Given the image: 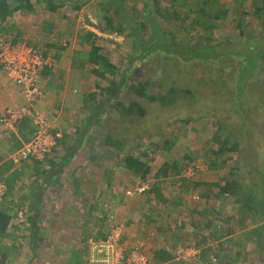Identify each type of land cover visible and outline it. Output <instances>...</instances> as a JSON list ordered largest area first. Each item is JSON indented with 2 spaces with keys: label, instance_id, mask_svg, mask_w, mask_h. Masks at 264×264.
Wrapping results in <instances>:
<instances>
[{
  "label": "rangeland",
  "instance_id": "1",
  "mask_svg": "<svg viewBox=\"0 0 264 264\" xmlns=\"http://www.w3.org/2000/svg\"><path fill=\"white\" fill-rule=\"evenodd\" d=\"M204 1L215 0H91L78 11L73 10L71 3L67 2L64 7L52 12L46 4L38 5L37 0H32L35 6L33 11L23 10L16 17L11 16L7 23L0 22L1 37L13 44H27L42 51L52 62L50 68L61 63L66 55L71 56L72 59L68 58L74 65L72 76L77 78L76 73L79 77L75 80L76 83L71 84L75 86L83 83V89L89 92L85 100L75 106L74 113L64 109L70 102L67 99L66 103L56 107L54 113H47L50 118L55 116L54 121V118L59 117L61 123L57 124L56 120L53 127L62 132V140L65 139V142L43 162L44 169L49 168V159L55 158L58 162L65 149L82 135L87 136L85 141L88 143L78 150L72 163L61 175L64 182L48 187L44 191L46 193L40 195L42 203L39 223L43 229L40 231L41 248L38 250L32 246V231L24 223L20 226L16 212H22L24 222L27 221V213L33 206V193L37 190L38 193L42 192L36 184V180H41L42 176H34L27 163L22 171L17 170L10 159L5 163L6 166L2 163L0 177L7 188L11 186V194L8 198L10 201L0 199V210L6 208L5 210L12 212V222L17 232L9 231L10 237L0 240V254L5 247L20 246L18 251L11 248V257L16 252L19 256L11 264H28L33 254L38 261L32 264H75L79 259L85 264L89 240L105 236L112 225L109 222L110 216H116L117 222L125 224L128 237L133 236V243L146 241L148 254L150 248L160 244L159 241L152 243L155 237L148 219L151 211L154 216L166 218L167 214L162 215V209L167 204L162 200L168 202L173 216H176L173 223H177V232L161 236L162 242L166 239L167 247L172 246L174 254V259L164 264H204L201 249L195 245L187 246L188 242H184L178 235L179 229L187 228L190 222V230L196 229L197 225L192 227L194 220L190 221L192 211L204 208H210L217 228L234 232L217 241L208 239L206 246L212 247L214 252L210 253L211 258L209 257L207 264H220L222 256L232 258L237 251L242 255L239 264H264V249L258 247L254 237V241L245 248L240 246L245 244L242 231L251 228L246 216L236 210L225 199L226 196L221 201L212 196L207 199L206 196H200L195 187L199 181L204 184V181L222 180L223 175L228 174L234 165V162L229 161L226 169L218 170L211 169L209 165V160H214V152L219 145L218 139H213V136H217L218 128V136H230V144L241 146V164L245 166L244 176L249 178L247 185L253 186L264 174V17L257 15L255 7L263 0H219V3L208 6L210 16L205 17L199 11ZM115 2H118L116 8L106 13L105 8L112 7ZM120 2L123 4L120 5ZM148 6L154 13L158 7L162 10L164 17L159 20L166 32L185 42L193 43L197 40L198 45L201 41L203 45H215L224 52L225 59L218 63L198 60L184 64L165 54H156L146 59V62L132 66L130 56L134 57L138 51L132 49L131 26L140 22L141 11H148ZM106 15L112 16L115 25L123 24L126 31L118 34L108 30ZM90 32L95 33L97 38L87 39ZM142 32L146 41L143 44L149 45L150 27L147 25ZM93 41L101 48L100 54L105 55L116 68L115 81L120 101L125 105L138 103L146 110L145 116L121 115L112 107V99H108L104 90L114 78L109 73L105 78L94 74L96 66L88 62L92 50L90 43ZM161 41L158 48H163L164 51L182 56L191 53L171 41ZM194 47L196 51L193 54L196 57L204 55L208 59H214V50L218 49L199 48L197 45ZM151 50L148 48V51ZM194 55L192 56L195 57ZM221 56L217 55L219 58ZM145 83L149 85L145 90V97H141L136 89ZM41 87L43 88L42 83ZM56 87L59 88L60 85ZM172 87L181 91L173 105L164 107L158 101L149 99L166 94ZM73 88L75 87H71V95L76 98L78 91ZM61 89L65 91V87ZM90 93L95 94L96 100L100 101L91 99ZM72 97L67 96L68 99ZM235 101L239 103V113L238 108L229 110ZM39 103L40 101L37 105ZM189 119H192L191 123H184L183 120ZM26 122L33 127L31 121ZM213 122L216 124L212 125ZM60 124L65 129L61 126L60 129ZM29 131L30 129L27 132ZM107 134H111L117 141L126 140L127 143L138 144L126 146L127 153L134 154L153 167L147 181L162 193L161 199L147 183V193L132 198L127 196L126 192L131 187L140 185L135 182L141 180L132 172L116 166L118 158L115 156L118 151L108 148L104 143ZM21 139H18L20 143L17 146L15 144L14 153L29 141L22 136ZM163 139L174 142L171 151L164 147L166 145L163 144ZM96 148L102 150L100 154H94ZM148 150L151 151L146 156L145 152ZM112 151L114 154L110 153ZM103 152L108 154L107 158H103ZM93 155L96 158L94 161ZM186 156L192 157L191 163L187 162ZM166 162L177 166V169L164 177L159 171ZM192 163L195 164L196 171L188 175V168ZM15 172L18 173L16 176ZM106 172L111 178L106 176ZM8 179L9 185L6 181ZM141 212H144L143 230L133 232V228L138 225L136 218ZM190 241L191 244L196 242L194 238ZM223 242H228L224 248L221 245ZM262 245L264 246V241ZM185 248H194L199 254L182 255ZM71 259L74 263H71Z\"/></svg>",
  "mask_w": 264,
  "mask_h": 264
},
{
  "label": "trees",
  "instance_id": "2",
  "mask_svg": "<svg viewBox=\"0 0 264 264\" xmlns=\"http://www.w3.org/2000/svg\"><path fill=\"white\" fill-rule=\"evenodd\" d=\"M88 1H91V0H76V1L75 0H37V3L38 5L44 3L47 5V8L50 11L55 12L58 9H61L62 7H64L67 2L71 3L72 5L71 8L73 10L78 11L82 8V5L86 4ZM263 1L259 5L256 4L255 6L256 11H257L256 13H258L257 15H259L261 18L264 17ZM217 3H219V0H215L214 2L204 1L202 7H200V10H199L200 13L204 17L210 16L208 6H213ZM122 4L123 2H120V5ZM117 5H118V2H115L112 4V7L110 6L109 8H105L106 13H110V11L112 9H115ZM146 8L148 9V11L146 10L141 11L142 16H140V22L136 24L140 26L138 27L135 24L131 26L132 30H131L130 35L133 40L132 49L134 51H138V53L134 57L130 56L132 66L135 63L142 64V62H146V59L152 58L156 54H163V55L165 54L167 57L173 58L172 60L177 59L184 64H189L193 61H198V60L218 63L219 61H222L223 59H225L226 55L224 54V52L220 51V49L215 45L212 46V44L210 45V43L203 45L202 41L200 42V45H198V42H196L197 40L193 43H190L188 41L185 42L183 40H179V38L176 35L166 32L163 29L162 23L159 20L160 17H164V15L162 14V10L158 7L157 9H155V13H154L150 10L149 6ZM33 9H35V6L32 3V0H0V22L6 23L8 19L11 16H13L15 13L22 12L23 10H29L31 12L33 11ZM125 16L129 17L128 15H125ZM105 20L108 24L107 28L111 32L123 34L126 31L123 24H120L118 26L114 24L111 15H106ZM147 25L150 27V33H151L149 37V42H148L149 45L143 44L146 41H144L143 39L145 36H143L144 33L142 31L146 28ZM239 27L241 28V25ZM86 38L96 39L97 36L95 33L90 32L87 34ZM162 39L165 42L171 41L172 43L180 46L181 48H184L183 50L185 51L188 50V52H191V53L187 54L186 56H182L181 54H175L173 52L164 51L162 50L163 48H158L162 44V41H161ZM90 45L92 47V50L89 54L88 62L96 66V70H94L93 73L96 75H99L102 78H105L106 74L109 73L114 78V80L110 81V85L104 90L105 91L104 93H106V96H108V99H112L111 100L113 102L112 107H114L121 115L126 114L128 116V115L135 114L139 117L145 116L146 110L142 106H140L138 103L132 102V103H129L128 105H125L120 101V98H119L120 93H118L119 90L117 87V82L115 81L116 68L110 63L109 59L105 55L100 54L101 48L96 46L95 41L91 42ZM196 45L199 46V48H205V49L209 47H217L218 49L214 50V54H215V55L213 54L214 59H208V56L205 57L204 55H202V53H201L202 55L201 57L199 56L196 57L193 54L196 51V48L194 47ZM148 48H151L152 50L148 51ZM201 52L203 51L201 50ZM192 55H194L195 57H193ZM196 55H199V53ZM217 55H220L221 57L219 58L217 57ZM243 63H245L244 60H243ZM237 84H238V81H237ZM148 85L149 83H145V84H140L137 87L136 91L141 97H145V90L147 89ZM180 94H181V91L172 87L166 94H159L158 97H149V99L151 101H158L164 107H169L170 105H173L175 101L178 100V97ZM90 95H91L90 96L91 99H93L94 101H100V100H96L95 94L90 93ZM99 98H101V96H99ZM96 105H99V104H96ZM238 105L239 103L235 101L230 106L229 110L238 108L237 113H239ZM191 120L192 119L183 120V121L184 123L189 124L191 123L190 122ZM214 124L216 123L213 122L212 125ZM29 129L30 131L27 132ZM20 130H21L20 132L21 136L25 138L26 141L30 140L29 135L31 137V134L34 132V128L27 125V122L25 121L21 125ZM218 134H220L219 128L217 130V136ZM217 136H213L214 140L218 139L219 145L217 146V151L214 152V160L212 159L209 160V165H211L210 166L211 169H214V170H218L221 168L226 169L229 161L234 162V165L232 166V168L229 169L228 174L223 175L221 183L204 185L202 196L203 197L206 196L207 199H210L209 197L212 196L215 200H218V201H221V198L226 196L225 199H228V201L235 206L236 210H239L242 215L246 216L245 218L247 219L251 227V228L249 227L250 229L248 231H245V230L242 231L244 233L242 237L244 239L243 241L245 242V244H241L240 246L243 245V247L245 248L246 246L251 244V242L254 241L253 240V237H254L258 247H260L261 249H264V246L262 245L264 241V174L260 176L261 177L260 180L255 182L253 186H248L247 183H248L249 178L244 176L246 173L245 166L244 164H241L243 162L241 158V153H242L241 146L238 144H234V145L230 144V140H229L230 136H225V137L224 136L220 137V135L218 137ZM86 138L87 136L84 137L82 135L80 139L75 141L74 143L75 146H69L68 149H65L64 155L62 156L61 159L58 160V162H56L55 158L49 159L48 169H44L42 167L43 163H40L37 161H33V164L29 165L33 171L34 176L36 177H39L40 175L42 176V178H40L41 180L39 179L36 180L37 181L36 184L42 192L38 193V190H37L33 193V196H34V198H32L33 206L31 210H29L27 213L28 215L26 218L27 221L24 222L23 224L26 228L28 227L32 231V235H31L32 239L36 241V244L34 247L35 250H38V248H41V246L39 245L41 243L39 236H40L41 229H43L42 225L39 223L40 215H41V203H42V197H40V195L42 193L45 194L46 192L44 191L48 187L64 182V180L61 178V175L64 173L66 167H68V165L72 163L73 159L76 157V153L78 152V150H76L75 148L77 146H80L81 148H83V146L86 145V143H88L87 141H85ZM62 139L63 137L59 140L58 145L54 148L52 155L59 147H61L62 143L65 142V139L64 140ZM104 143L106 144L108 148H111L112 150L116 149L118 151L119 155L116 154L115 156L116 159L118 158V161L116 162V166L118 168L124 171L132 172L133 175L138 176L143 183L148 182L147 177L151 173L153 167L147 161H143L142 159L135 157L134 154L127 153L128 147L132 146L133 144L138 145L137 143L135 142L127 143L126 140L117 141L111 134L106 135ZM163 144L166 145V146L164 145L163 146L166 149H169L170 151L172 150V147L175 145L174 142L172 143V141L169 142L167 140H164ZM106 146H102V148ZM101 151H102L101 149L98 150L96 148L94 149V154L96 153L100 154ZM150 151L151 150H148L147 152H145L146 156H148ZM110 153L114 154L113 151ZM107 155L108 154L105 153L103 155V158H107ZM92 159L93 161L96 159L94 158V155L92 156ZM186 159L188 163H191L190 161L193 160L191 156H186ZM176 169H177V166L175 165L171 166L169 162H166L160 168L159 174L161 175L163 174L164 177H167L171 173V171L173 170L176 171ZM0 171H1V168H0ZM16 174L18 173L15 172V176ZM105 174L108 178L109 177L111 178V175H109L108 172H106ZM0 180H1V177H0ZM6 181L9 182V183L7 182V184L9 185L10 180L8 179ZM199 184L200 183L197 184V187L201 185ZM109 185H111V182L109 183ZM10 187L11 186H8V191L6 195L3 197V200L10 201L8 199L10 196L9 194H11ZM152 189H155V195L156 196L158 195V197L161 199L160 191L156 189V187L154 186L152 187ZM162 202L166 203L165 200H162ZM5 209L0 210V240L10 237L9 227L14 219L12 216V212H10V210H5ZM29 212H32V213L29 215ZM192 212H193L192 213L193 215L190 221L194 220L192 223V227L197 225L196 229L193 231L190 230L191 229V222H190L189 224L190 226L188 225L187 228L183 227L179 229L178 235L180 236V238L182 237L184 242H188L186 243L187 246L195 245V247L200 248L201 249L200 255H202L201 256L202 263L207 264L208 262L207 260L210 257V253L214 252L212 247L206 246L208 239L209 240L213 239L217 241L225 236H231V233H234V232L227 230V229L222 230V229L217 228V226L214 225V221H213L214 216L211 214L210 209L209 210H207V208L199 209V210L194 209ZM16 214L18 216L19 213L16 212ZM214 214L216 215L215 212ZM161 217L163 218L164 216H160L157 218L150 217L148 219V224H150V227L153 228L152 234L154 235L153 237H155L153 238V240L156 239L157 241H160V242L162 241L161 236H169V234L173 233L175 231V228H177V223H173V221L175 220L174 217H176V216H173V212L172 213L169 212L165 219H161ZM207 232H209L210 234ZM178 235L176 236L179 238ZM193 238L195 239L196 242L191 244L190 240H192ZM226 243L223 242L221 244L223 248L226 245ZM11 248L16 249L14 246ZM11 248L5 247L2 254H0L2 264L5 261H7L8 256L11 255L12 250H13ZM171 248L170 246L168 247L159 246L157 248L154 247L151 250V253H149L152 258V259L150 258L151 261L155 263H159V264H164L166 262L172 261L174 259V254L172 253ZM16 251L18 250L16 249ZM241 256L242 255L241 253H239V251H237V253L232 258L228 256H224V257L222 256L220 259L221 261L220 264H239V260ZM218 257H220V255ZM72 261L74 263L73 259H71V263ZM79 261L77 260L76 263L84 264L81 259H79Z\"/></svg>",
  "mask_w": 264,
  "mask_h": 264
},
{
  "label": "built area",
  "instance_id": "3",
  "mask_svg": "<svg viewBox=\"0 0 264 264\" xmlns=\"http://www.w3.org/2000/svg\"><path fill=\"white\" fill-rule=\"evenodd\" d=\"M1 36L0 34V70L17 86L23 104L6 108L0 117V126L6 133H16L20 124L31 121L34 128L30 140L9 158L17 170L22 171L26 163L45 162L63 137L61 131L54 129L52 119L37 110V103L44 98L41 73L45 68L51 67L52 62L42 51L27 44H13ZM1 166L0 160V168ZM194 167L195 164H192L188 168V175L196 171ZM7 190L6 183L0 180V199H3ZM148 190L149 186L142 183L129 189L126 194L132 198L147 193ZM115 217H109L112 225L103 238L89 240L85 264H153L146 253L147 242L129 241L127 227L124 223L117 222ZM17 220L20 226L24 223L22 212L18 214ZM181 254L194 256L199 251L185 248Z\"/></svg>",
  "mask_w": 264,
  "mask_h": 264
},
{
  "label": "crops",
  "instance_id": "4",
  "mask_svg": "<svg viewBox=\"0 0 264 264\" xmlns=\"http://www.w3.org/2000/svg\"><path fill=\"white\" fill-rule=\"evenodd\" d=\"M18 13L19 12L15 13L13 16L16 17V15ZM68 57H70V59H72L71 56H67L66 55L65 57L62 58L61 63H57L56 67H54V68L47 67L41 73V83H42L43 88L45 90L44 91L45 95H44V98L37 105V110L39 112H41L43 115L49 116L47 114L48 111L54 113L56 111V107L59 106V104L66 103V99L68 101H70V102H69L68 106L67 105H66V107L64 106V109L66 111H69V113L70 112L74 113V111L76 109L75 106H78L81 102H83L85 100L86 94L89 93V92H86V90L83 89V87H85V85L83 83H81V84L78 83V85H75V86L72 85V84L76 83L75 80L78 79L79 77H78V75L76 73H75V76L77 78H74L73 77L74 75L72 76V73H74V71H73L74 69H72V67H74V65L71 64V61H70V59ZM76 70H78V69H76ZM1 74H3V76ZM57 85H60V87L59 88L56 87ZM63 87H65V91H63V89H61ZM71 87H75L73 89H77V91H78V93L76 95V98H73L72 95H71L72 94L71 93ZM68 95H69V98L72 97L73 99L72 98L68 99L67 98ZM21 104H23V98H21V95H20V92H19L17 86L11 80L6 78L5 74L0 70V117L3 115V113L6 110V108H8L9 106H17V105H21ZM53 117H55V116H51L52 121L56 122V120H57V124H58V122H60L59 121V117L54 118L55 121L53 120ZM60 126H61V124L58 127L60 128ZM19 128L21 129V127H19ZM61 128L65 129L64 126H61ZM20 129H19L18 133L17 132L16 133H6L0 126V160L2 161V163H4L5 166H6L5 163L7 161H9L10 156L14 153L13 150L16 148L17 144L20 143L18 141V139L22 140L21 139V134H20V132H21ZM15 144H16V146H15ZM71 146H75V144H72ZM79 147L80 146H77L75 149L79 150ZM80 149H81V147H80ZM27 164L32 165L33 162H30V163H27ZM221 181L222 180H219V181L218 180H215V181L211 180V181H207V183L204 181V184L199 181L198 183L201 184V185L199 184L200 186L197 187V184H195V187L197 189L196 192H199L200 193L199 195L202 196V191L204 190V185H206V184H217V183H221ZM135 183L137 185V184H142L143 182L137 180ZM147 184L151 187V183H150L149 180H148ZM195 195H198V194L196 193ZM166 204H167L168 208H167V206H165L164 209H162V212H163L162 215H164V214L168 215L169 212H171V213L173 212L170 209V206L168 205L167 201H166ZM144 212H146V211H144ZM144 212H141L140 214H138V216L136 218V223L138 222V225L135 226L136 227L135 229L133 228V230H132L133 232L135 230H143V219H144L143 216L144 215H142V214H144ZM151 213H152V211L150 212V217L157 218V216H154ZM159 213H161V212H159ZM167 215H166V217H167ZM128 218H127V220H128ZM161 219H162V217H161ZM13 225L14 224L11 223V225L9 227L10 228L9 231H11L12 233L14 231L17 232L16 231V229H17L16 226L14 227ZM137 228H139V229H137ZM132 237H130L131 240H132ZM163 240H164V242H162V241L160 242L159 241L160 244H158V245H156L154 247H156V248L159 247V246L160 247H164V246L166 247V242H165L166 239L164 238ZM16 241H20V240H16ZM32 242H33L32 246L35 247L36 241L33 240ZM155 242H157V240L156 241L153 240L152 243H155ZM17 244H18V242H17ZM19 247L20 246L17 245V248H19ZM153 248L149 249L148 254L151 253V250ZM17 254L18 253L16 252L14 254V257H12V258H11V255H9L7 261H5L3 264L14 263V260L17 259V257H19V256H17ZM149 256H150V254H149ZM37 261H38L37 256H35L33 254V256H31V259H29L28 264H32L33 262L36 263Z\"/></svg>",
  "mask_w": 264,
  "mask_h": 264
}]
</instances>
